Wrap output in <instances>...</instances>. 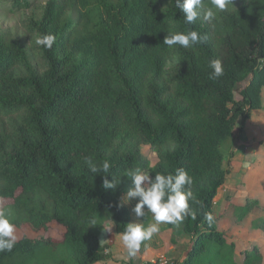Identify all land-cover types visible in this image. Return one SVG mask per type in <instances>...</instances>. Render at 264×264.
I'll return each instance as SVG.
<instances>
[{
	"label": "trees",
	"instance_id": "trees-1",
	"mask_svg": "<svg viewBox=\"0 0 264 264\" xmlns=\"http://www.w3.org/2000/svg\"><path fill=\"white\" fill-rule=\"evenodd\" d=\"M2 1L14 10L32 3ZM214 11L212 21L201 13L187 24L176 0H48L35 27L56 40L51 49L40 45L39 68L18 41L0 40V201L10 204L16 226L41 231L18 237L11 252H0V264L105 259L101 229L111 221L122 234L136 219L137 201L124 202L131 178L105 189L106 174L91 173L87 157L110 163L109 180L136 167L153 177L188 172L190 214L160 225L181 227L190 238L175 264H264L261 245L241 251L218 224L224 215L240 221L264 203L247 196L242 205L229 201L220 215L213 210L231 170L223 147L263 105L264 0H233ZM190 30L206 40L188 48L163 42ZM212 59L222 61L223 76L213 78ZM143 145L155 149L154 162ZM140 219L152 222L150 213ZM255 227L264 231V219Z\"/></svg>",
	"mask_w": 264,
	"mask_h": 264
},
{
	"label": "clouds",
	"instance_id": "clouds-1",
	"mask_svg": "<svg viewBox=\"0 0 264 264\" xmlns=\"http://www.w3.org/2000/svg\"><path fill=\"white\" fill-rule=\"evenodd\" d=\"M230 3H233V0H211L212 7H206L204 0H183V2L176 0V7L183 13L187 24H194L201 13L206 21L214 20L216 18L214 9L224 11ZM55 40V35L46 34L37 38L36 44L51 49ZM205 40L206 37H202L196 30H190L168 33L163 42L169 47L179 44L188 48ZM210 67L213 69V78L224 75V67L220 59H212ZM85 160L91 173L106 174L102 184L105 189H115L121 183L122 176L131 178L132 183L124 197V202L137 201L132 208L136 219L125 225L121 235L128 256L135 257L142 245L160 232L161 224H179L190 214L189 202L194 200L191 188L193 179L184 168H177L174 173H155L153 177L140 167H136L125 170L120 177L114 176V179L109 180L107 174L110 173L111 165L107 160L102 164L94 163L90 157ZM149 213L152 222L145 224L140 218H145ZM205 219L211 225L214 217L211 213H206ZM95 224L93 221V225ZM111 229L112 226L106 231L110 232ZM16 243V224L11 209L0 206V252H11Z\"/></svg>",
	"mask_w": 264,
	"mask_h": 264
},
{
	"label": "rangeland",
	"instance_id": "rangeland-1",
	"mask_svg": "<svg viewBox=\"0 0 264 264\" xmlns=\"http://www.w3.org/2000/svg\"><path fill=\"white\" fill-rule=\"evenodd\" d=\"M47 2L48 0H32L30 7L14 10L9 3L0 0V40L5 42L18 41L25 48L31 64L36 68H39L42 63L39 55L40 45L36 44V39L41 36L36 30L35 22L40 20ZM236 97H240L238 93H236ZM262 100V107L253 110L252 116L246 121L245 128L243 130L236 129L233 139L223 147L226 163L228 162L230 165L233 163L231 159L230 162L227 159L230 152L233 151L236 153L243 150L246 151L245 147H248L250 144H253V147H258L261 154V159H256L254 161L252 169L249 172L248 182L247 180L244 181L241 179L245 177L242 176L240 178L242 175L241 172L244 171L242 170L243 167L241 164L234 165L227 175L226 179L228 184L225 185L226 188L237 183L239 184V188H242V191H240L235 201V203L240 205L245 202L247 196L259 200L262 204L264 203V87L262 91ZM247 137H249L248 141H246ZM142 148L151 162L157 159L156 151L151 145H143ZM241 154L242 153L239 152L238 155ZM233 156L235 155H231L232 159ZM144 171L149 173L148 169H144ZM246 182L248 183V187L245 188ZM242 185H244V187H242ZM258 196H260V199L257 198ZM0 206L11 209L10 204L6 201H0ZM259 207L260 206L255 207L240 221L231 222L226 215H224V219L220 221V227H227L226 232L228 235L238 241L240 250L253 243L261 245L264 250V231L261 228L255 227V222L257 220L264 219V209ZM11 213L14 217V211L12 209ZM113 230L112 228L110 232L106 231V233H104L103 242L105 244L104 253L106 260L104 259L105 261L101 264H106L108 259H112V262L115 264H143L150 258L161 255L172 259H180L185 254L186 245L181 244L176 247L174 257L167 255V253H171V251L167 252L166 249L169 246L174 247L175 242L169 240L170 234L167 231H160L150 240L152 244L149 247L148 253L145 255L143 252H140V255V253L137 252L139 259L134 260L133 257L128 256L127 249L121 240V234H116V231ZM40 232L41 231H32L28 225L16 226L17 238L26 233L34 235ZM53 232H57L56 227L53 228ZM114 237H117L115 238L117 240L113 241L112 239ZM243 255L244 252L241 253L239 257Z\"/></svg>",
	"mask_w": 264,
	"mask_h": 264
},
{
	"label": "crops",
	"instance_id": "crops-1",
	"mask_svg": "<svg viewBox=\"0 0 264 264\" xmlns=\"http://www.w3.org/2000/svg\"><path fill=\"white\" fill-rule=\"evenodd\" d=\"M248 138L249 137L246 138V141H248ZM249 147H251V148H249ZM245 149H246V151H244V150L243 151H239V152L242 153L241 155H238L239 152H236V153L233 152L232 155H235V156H233V159L231 158V160H232L231 162H233V163H231V169L233 168L234 165L241 164L242 167H243L242 170H244V171L241 172L242 175L240 176V178L243 176L245 178H241V179L244 180V181L247 180V182H248V180H249V174H250L249 172L252 169V166L254 164V161L256 159H261V154H260L259 148L258 147H253V144H250L248 147H245ZM226 184H228L227 183V179L225 180L223 186L219 189V191L217 193L218 195H216V197L214 199L213 210H214V212H215L216 215H220L221 213H223V211L226 208V206H227V204H228L229 201L235 202L236 201V198H238V195H239L240 191H242V188H239V184L238 183L237 184H233V186L227 187V188L225 187ZM242 187H244V185H242ZM246 187H248V183L246 184L245 188ZM257 198L260 199V196H258ZM223 217L224 216H221L219 218V221H218L219 227H220V221H222L224 219ZM111 226L114 229L113 231H116L115 228H114V224L111 221H107L105 223L104 227L101 229V232L99 234V237H100V240H101V242H102L103 245H105L104 242H103L104 233H106L107 228L108 227H111ZM220 228L222 230H224V231H227V227H224V228L220 227ZM163 231H167L170 234L169 240H173L175 242L174 247L169 246L166 249L167 252H170L171 251V253H167V255L174 257L176 247L179 246V245H181V244H185L186 245V248H185V254H184V256H186L187 251L189 249V245H190V238L183 231V229L181 227H175V228H167V229H165ZM116 234H121V233H119V232L116 231ZM115 238H117V237H114L112 240L113 241L114 240H117ZM118 239H119V237H118ZM149 247H150V245H149ZM149 247L146 248V250H144V251H139V253L140 252H143V254L146 255L148 253ZM113 251H114V249H113ZM140 255H141V253H140ZM133 258H134V260L139 259V255L136 254V256L133 257ZM105 260L103 259V260L98 261V262H96L94 264H101ZM108 260H107L106 264H115V263L112 262V259H108Z\"/></svg>",
	"mask_w": 264,
	"mask_h": 264
},
{
	"label": "built area",
	"instance_id": "built-area-1",
	"mask_svg": "<svg viewBox=\"0 0 264 264\" xmlns=\"http://www.w3.org/2000/svg\"><path fill=\"white\" fill-rule=\"evenodd\" d=\"M143 264H175L174 259L167 257V256H158L150 258L148 261H146Z\"/></svg>",
	"mask_w": 264,
	"mask_h": 264
}]
</instances>
